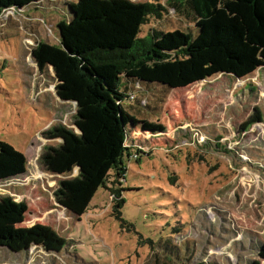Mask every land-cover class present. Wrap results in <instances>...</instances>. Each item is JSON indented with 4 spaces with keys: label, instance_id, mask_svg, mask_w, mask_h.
Here are the masks:
<instances>
[{
    "label": "rangeland",
    "instance_id": "rangeland-1",
    "mask_svg": "<svg viewBox=\"0 0 264 264\" xmlns=\"http://www.w3.org/2000/svg\"><path fill=\"white\" fill-rule=\"evenodd\" d=\"M69 1L76 0H46L0 14V143L26 159L24 172L0 178V197L9 195L27 206L21 226L48 225L68 240L56 253L35 246L20 252L0 247V264H155L151 244L170 231L173 242L193 246L189 264H251L259 259L264 237V66L239 79L217 75L159 97L139 96L142 105H155L148 115L134 102L141 112L125 107L137 118L125 115L128 136L142 145L143 153L136 159L124 155L120 215V196L112 192L119 186L112 176L81 215L56 202L60 182L77 170L62 176L40 167L44 147L57 143L41 132L52 124L71 126L75 105L56 96L52 69H38L31 50L39 41L58 44L56 22ZM166 16L165 29L187 31L185 20L173 10ZM160 21L142 25L141 35L153 26L162 28ZM257 109L260 119L252 120Z\"/></svg>",
    "mask_w": 264,
    "mask_h": 264
},
{
    "label": "trees",
    "instance_id": "trees-1",
    "mask_svg": "<svg viewBox=\"0 0 264 264\" xmlns=\"http://www.w3.org/2000/svg\"><path fill=\"white\" fill-rule=\"evenodd\" d=\"M43 1L0 0V14ZM65 5L56 22L58 44L39 41L31 56L38 69H52L56 96L73 102L75 111L71 126L57 123L41 132L44 139L57 143L44 147L38 163L45 172L62 176L77 168L76 176L61 181L54 192L56 202L76 215L86 211L112 176L119 186L112 192L120 196L116 204L120 215L127 170L124 155L136 159L143 153L142 145L128 136L125 115L137 118L125 107L141 112L135 105H142L139 98L147 94L159 97L217 75L239 79L263 67L264 0H164L163 4L76 0ZM168 10L185 20L187 31L178 26L165 29L162 21ZM151 19L161 20L163 27L153 26L141 35V26ZM142 107V114L148 115L145 112L155 105ZM259 116L257 109L252 120ZM25 167L23 155L0 143V178L18 175ZM169 179L174 181L175 176ZM26 211L22 201L0 197V247L61 252L68 240L54 228L40 223L21 226ZM169 233L151 244L155 264H189L193 246L173 242ZM257 254L259 259L251 264L264 260V237Z\"/></svg>",
    "mask_w": 264,
    "mask_h": 264
},
{
    "label": "water",
    "instance_id": "water-1",
    "mask_svg": "<svg viewBox=\"0 0 264 264\" xmlns=\"http://www.w3.org/2000/svg\"><path fill=\"white\" fill-rule=\"evenodd\" d=\"M76 170H77V168H76Z\"/></svg>",
    "mask_w": 264,
    "mask_h": 264
}]
</instances>
